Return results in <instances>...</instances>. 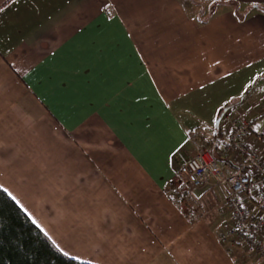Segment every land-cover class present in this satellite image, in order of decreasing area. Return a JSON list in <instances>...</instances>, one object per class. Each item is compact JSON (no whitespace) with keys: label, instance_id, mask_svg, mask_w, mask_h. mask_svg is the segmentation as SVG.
<instances>
[{"label":"crops","instance_id":"0c3cea01","mask_svg":"<svg viewBox=\"0 0 264 264\" xmlns=\"http://www.w3.org/2000/svg\"><path fill=\"white\" fill-rule=\"evenodd\" d=\"M198 6V14L192 6ZM0 187L90 264H264L222 191H169L196 137L264 132V0H0ZM255 146L264 144L252 139ZM187 192V193H186ZM254 203L260 207L257 200Z\"/></svg>","mask_w":264,"mask_h":264},{"label":"built area","instance_id":"2783aa9c","mask_svg":"<svg viewBox=\"0 0 264 264\" xmlns=\"http://www.w3.org/2000/svg\"><path fill=\"white\" fill-rule=\"evenodd\" d=\"M253 138L264 144V132L253 134L247 118L233 120L218 142L220 155L233 164L222 165L198 136L193 155L176 153L177 173L190 189L209 186L222 191V243L264 256V146H255Z\"/></svg>","mask_w":264,"mask_h":264},{"label":"trees","instance_id":"16d2710c","mask_svg":"<svg viewBox=\"0 0 264 264\" xmlns=\"http://www.w3.org/2000/svg\"><path fill=\"white\" fill-rule=\"evenodd\" d=\"M218 130L210 143L215 149ZM0 264H90L61 252L18 203L0 187Z\"/></svg>","mask_w":264,"mask_h":264},{"label":"rangeland","instance_id":"374dc122","mask_svg":"<svg viewBox=\"0 0 264 264\" xmlns=\"http://www.w3.org/2000/svg\"><path fill=\"white\" fill-rule=\"evenodd\" d=\"M194 9V12L198 14V11H200V8H198V6L194 5L192 6ZM178 176V175H177ZM182 180L180 179V177L178 176L177 179L174 182H171L169 185V191L171 192V195L174 197V199L179 202L183 208L185 209V211H187V213H190L191 216L195 217L198 216L200 214H202L205 209L206 206L203 205V207L201 205H199L196 201H194V199L192 197H190L191 195L189 193L188 194V198L183 196V190L184 187L182 186ZM240 258V262L241 264H247L246 262H244V258L242 256H239Z\"/></svg>","mask_w":264,"mask_h":264},{"label":"snow or ice","instance_id":"6c2138e0","mask_svg":"<svg viewBox=\"0 0 264 264\" xmlns=\"http://www.w3.org/2000/svg\"><path fill=\"white\" fill-rule=\"evenodd\" d=\"M0 11H2V9H0ZM13 199H15V197H13Z\"/></svg>","mask_w":264,"mask_h":264}]
</instances>
